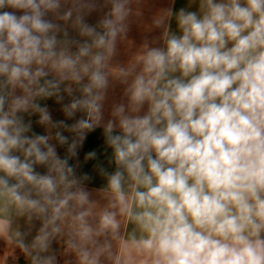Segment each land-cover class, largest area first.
Returning a JSON list of instances; mask_svg holds the SVG:
<instances>
[{"label":"clouds","instance_id":"9594fccd","mask_svg":"<svg viewBox=\"0 0 264 264\" xmlns=\"http://www.w3.org/2000/svg\"><path fill=\"white\" fill-rule=\"evenodd\" d=\"M131 2L90 24L96 0H0V210L40 222L18 246L30 264H57L63 236L76 264H121L113 240L142 264H264V0L169 7L161 43L111 68ZM112 76L124 98L106 119Z\"/></svg>","mask_w":264,"mask_h":264},{"label":"crops","instance_id":"0c3cea01","mask_svg":"<svg viewBox=\"0 0 264 264\" xmlns=\"http://www.w3.org/2000/svg\"><path fill=\"white\" fill-rule=\"evenodd\" d=\"M97 8L92 11L87 17L90 24H95L107 11L108 7L104 5V0H96ZM188 5V0H132L130 4L131 14L128 18L129 30L125 38H121L117 43V52L111 61V68L120 66H128L133 63L136 58L142 53L143 45L147 43L150 46H157L161 43L162 28L157 27L155 21L161 18L164 11L172 7L178 10L181 7ZM192 10H195L193 5ZM175 20H172V28L175 29ZM71 34L75 35L74 30L70 29ZM111 86L109 88L108 97L105 101V118H108L111 105L115 102L121 101L123 97V85L120 84L114 76L110 77ZM53 111L55 119H64L62 113L59 111V106L53 101H47ZM35 119V118H33ZM37 133H43L44 129L40 126H34ZM67 135V133H65ZM96 149L98 152H104L102 129H98L94 133H90L81 156V171L88 172L93 178L88 182L87 187L91 189H98L105 183L96 172L92 171V162H83V156L88 150ZM63 154L66 148L59 149ZM103 156L101 159L103 160ZM93 199L97 201V210L104 206L107 202L103 193L93 192ZM3 208L0 202V209ZM0 220L10 221V227L0 225V264H30V260L26 258L20 247L16 242L15 233L17 231L26 233V242H31L33 236L36 234V229L39 227V221L28 222L27 217L18 214L12 208L9 210H0ZM132 225L128 224L122 227L121 234L125 239L128 238V233L132 230ZM67 236L58 237L52 245V254L57 258V264H76L74 253L68 249L66 240ZM112 251L114 254L121 255V264H142L143 257L137 256L134 252L120 253L119 244L117 241H112ZM103 264H112L110 259L104 258Z\"/></svg>","mask_w":264,"mask_h":264}]
</instances>
